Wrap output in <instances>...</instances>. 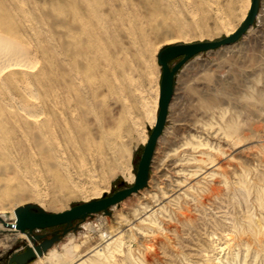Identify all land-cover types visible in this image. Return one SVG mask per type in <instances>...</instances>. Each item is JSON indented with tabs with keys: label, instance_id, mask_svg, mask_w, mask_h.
Here are the masks:
<instances>
[{
	"label": "rangeland",
	"instance_id": "obj_1",
	"mask_svg": "<svg viewBox=\"0 0 264 264\" xmlns=\"http://www.w3.org/2000/svg\"><path fill=\"white\" fill-rule=\"evenodd\" d=\"M248 1L0 0L5 219L132 185L123 176L150 134L157 53L224 38ZM258 15L176 73L147 186L29 264H264V0ZM25 240L0 230V264Z\"/></svg>",
	"mask_w": 264,
	"mask_h": 264
},
{
	"label": "water",
	"instance_id": "obj_2",
	"mask_svg": "<svg viewBox=\"0 0 264 264\" xmlns=\"http://www.w3.org/2000/svg\"><path fill=\"white\" fill-rule=\"evenodd\" d=\"M259 4L260 0H251L247 16L230 36H225L216 41L168 45L157 53V64L161 68L158 113L154 127L148 129L150 134L137 161L133 184L110 195H103L99 199L75 204L70 209L60 213L47 212L35 204H25L17 207L13 211L14 223L2 221V224L6 228H14L19 233L24 234L27 238L25 240L26 245L22 251L13 252L9 256L7 264H29L38 257H43L62 237L71 231L76 232L79 222L98 213L110 215L112 207L119 205L132 194L143 190L147 186L152 156L167 120L170 102L174 93L175 74L188 60L196 55L236 43L252 27L258 13ZM175 60H178V62L171 65ZM58 227L62 228L43 233L45 230Z\"/></svg>",
	"mask_w": 264,
	"mask_h": 264
},
{
	"label": "bare ground",
	"instance_id": "obj_3",
	"mask_svg": "<svg viewBox=\"0 0 264 264\" xmlns=\"http://www.w3.org/2000/svg\"><path fill=\"white\" fill-rule=\"evenodd\" d=\"M250 4H251V1L249 0L248 1V4H247V7H246V12L243 14V17H242V19H241V21L243 22V20L245 19V17L247 16V14H248V11H249V7H250ZM260 4H261V0H260ZM260 4H259V9H260ZM259 9H258V13H259ZM258 13H257V16H256V18L259 16L258 15ZM256 18H255V20H256ZM255 22V21H254ZM238 28V27H237ZM236 27H234V26H232V27H229L228 29H227V32H226V35L225 36H230L231 34H233L234 32H235V30L237 29ZM204 42V41H203ZM0 43H5L6 45L4 46V49H0V57H1V55L3 54V53H5L6 52V50L8 51L9 49H7V48H9V45L8 44H10V41H3V39L0 37ZM175 44H177V43H171V44H168V45H175ZM179 44H191V43H179ZM234 44V43H233ZM168 45H166V46H168ZM166 46H164V47H166ZM229 46V45H228ZM163 49V48H162ZM161 49V50H162ZM160 51V50H159ZM189 61V60H188ZM187 61V62H188ZM178 62V61H177ZM186 62V63H187ZM173 63V62H172ZM172 63H171V65H172ZM185 63V64H186ZM14 65L16 66V65H18L17 63H9V64H5V66H4V68L5 67H11V66H13L14 67ZM181 69V68H180ZM179 69V70H180ZM18 70V69H17ZM176 75V74H175ZM158 98H159V94H158V91L156 92V94H155V98H154V107H155V114L153 115V116H151V118H150V127L149 128H153L154 127V124H155V122H156V112L158 113V110H157V107H158ZM146 142H147V138H145L144 139V144H146ZM41 153L42 154H44L45 152L44 151H42L41 150ZM45 155V154H44ZM123 178L126 180V182H128V183H130V184H133V182H134V178H135V176L130 172V171H127V172H125L124 173V176H123ZM138 193V192H137ZM134 194H136V193H134ZM101 193L100 192H98L97 194H96V197L94 198V199H99V198H101ZM133 195V194H132ZM129 198V197H128ZM93 200V199H92ZM126 200V199H125ZM88 202V201H87ZM123 202V201H122ZM116 206H118V205H116ZM42 208V207H41ZM3 214V213H2ZM1 214V212H0V230H6V231H9V232H13V233H16V235H17V237H19V236H22V238H26V236L24 235V234H21V233H19L16 229H14V228H6V227H4V225L2 224V221H4V222H6V223H14V215L12 216L11 214V216H12V218L11 219H9V220H7V219H5V217L3 216ZM13 214V213H12ZM146 217H148V216H146ZM148 219V218H147ZM90 227V226H89ZM88 228V227H87ZM27 239V238H26ZM10 242L11 241H13V239H11V240H9ZM49 251V250H48ZM100 251H101V249H97V254L98 255H101V253H100ZM15 252V251H14ZM17 252V251H16ZM48 254V253H47ZM38 258H42V257H38ZM42 260V259H41ZM39 262V261H38Z\"/></svg>",
	"mask_w": 264,
	"mask_h": 264
},
{
	"label": "flooded vegetation",
	"instance_id": "obj_4",
	"mask_svg": "<svg viewBox=\"0 0 264 264\" xmlns=\"http://www.w3.org/2000/svg\"><path fill=\"white\" fill-rule=\"evenodd\" d=\"M60 228H62V227L54 228V229H52L51 231H54V230H56V229H60ZM43 233H46V232H43Z\"/></svg>",
	"mask_w": 264,
	"mask_h": 264
},
{
	"label": "crops",
	"instance_id": "obj_5",
	"mask_svg": "<svg viewBox=\"0 0 264 264\" xmlns=\"http://www.w3.org/2000/svg\"><path fill=\"white\" fill-rule=\"evenodd\" d=\"M47 254V253H46ZM41 260V258H39Z\"/></svg>",
	"mask_w": 264,
	"mask_h": 264
}]
</instances>
